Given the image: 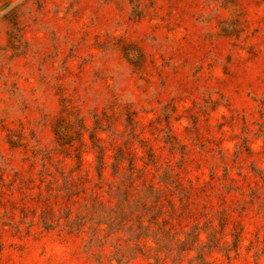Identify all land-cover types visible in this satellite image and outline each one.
Listing matches in <instances>:
<instances>
[{"label":"rangeland","instance_id":"374dc122","mask_svg":"<svg viewBox=\"0 0 264 264\" xmlns=\"http://www.w3.org/2000/svg\"><path fill=\"white\" fill-rule=\"evenodd\" d=\"M0 264H264V0H0Z\"/></svg>","mask_w":264,"mask_h":264}]
</instances>
